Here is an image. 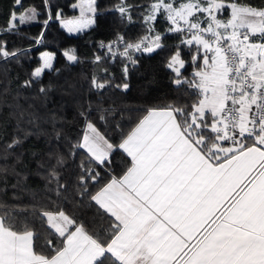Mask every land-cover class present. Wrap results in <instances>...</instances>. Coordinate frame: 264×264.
<instances>
[{
  "label": "snow or ice",
  "instance_id": "1",
  "mask_svg": "<svg viewBox=\"0 0 264 264\" xmlns=\"http://www.w3.org/2000/svg\"><path fill=\"white\" fill-rule=\"evenodd\" d=\"M21 4L15 0L14 7ZM75 7L78 17L56 13L68 32L95 23L94 0H79ZM225 8L231 10L227 21L218 18ZM116 10L123 18L130 6L121 0ZM37 15L34 7L19 15L13 11L7 30H17ZM142 15L145 34L135 42L120 35L108 45L101 42L105 56L123 58L126 77L128 64H136L134 53L164 46V33L153 24L163 15L169 24L165 32L181 35L167 67L177 76L174 83H187L198 99L191 111L187 106L147 109L118 145L86 120L84 134L73 146L86 153L78 183L87 185L90 177L100 185L94 192L82 188L81 195L103 210L110 223L90 232L62 208L42 210L38 216L51 238L44 245L47 253L37 252V234L27 223L18 226L14 214L0 204V264H264V8L235 0H152ZM257 35L260 42H252ZM181 46L196 47L191 80L181 78ZM16 55L0 44V57ZM53 56L42 52V64L32 77L51 69ZM64 56L78 60L73 49ZM102 59L98 55L94 63ZM92 86L111 84L98 83L94 75ZM117 87L127 89L128 84ZM118 150L131 158L130 166L100 184V173L84 163L110 164Z\"/></svg>",
  "mask_w": 264,
  "mask_h": 264
},
{
  "label": "trees",
  "instance_id": "2",
  "mask_svg": "<svg viewBox=\"0 0 264 264\" xmlns=\"http://www.w3.org/2000/svg\"><path fill=\"white\" fill-rule=\"evenodd\" d=\"M77 1L47 0L46 4L45 0H22L19 7H14L15 0H0V44L17 53L15 57H0V204L14 214L18 226L27 223L37 234L34 241L37 252L47 253L44 245L51 238L38 216L42 210L62 208L78 223L83 222L90 232L110 223L103 210L90 203L88 196L81 195L82 188L94 192L100 185H93L90 177L87 185L78 183L86 153L74 150L73 146L83 136L86 120L118 145L147 109L187 106V111H191L192 103L198 99L187 83H174L177 76L167 67L181 35L165 32L169 24L163 15H158L153 24L157 32L164 33L161 39L164 46L152 53H134L136 64H128L126 77L123 71L126 61L119 56H105L107 51L101 48V42L109 44L117 35L126 42H135L143 36L142 13L152 0H124L130 10L123 18L116 10L121 0H94L95 23L75 37L61 27L56 13L61 12L62 18L74 17ZM230 2L233 0H224ZM235 2L264 7V0ZM32 7L38 13L35 21L24 25L16 21L17 30H7L13 11L20 14ZM38 37L40 43L36 42ZM69 49L74 50L77 61L70 62L64 56ZM45 50L54 54L53 67L34 78L32 72L40 66V54ZM179 50L185 61L181 78L191 80L196 47L181 46ZM98 55L103 59L94 63ZM202 63L201 54L196 68ZM94 75L98 83L109 81L111 86L94 88ZM26 81H30L28 86ZM125 83L127 89L117 87ZM130 159L118 150L111 154L110 164L97 167L95 162H85L84 168L99 172L103 184L109 174L122 175L130 166Z\"/></svg>",
  "mask_w": 264,
  "mask_h": 264
},
{
  "label": "rangeland",
  "instance_id": "3",
  "mask_svg": "<svg viewBox=\"0 0 264 264\" xmlns=\"http://www.w3.org/2000/svg\"><path fill=\"white\" fill-rule=\"evenodd\" d=\"M176 2L178 3L179 2V0H176ZM79 3V0L76 2V4L74 5V7L77 5ZM226 4V3H225ZM76 9H77V14L74 16V17H78L79 15H80V9H79V7H76ZM225 10H226V8L221 12V13H218V18L219 19H221V20H225L226 18V14H225ZM19 15V14H18ZM93 16H94V14H92ZM74 17H71V18H74ZM94 18V17H93ZM17 22L19 23V21L17 20ZM60 25H61V23H60ZM92 26V25H91ZM61 27L68 33V34H70V35H73V36H75V37H78L80 34H81V32L84 30H82V31H79V32H68V30L66 29V28H64L62 25H61ZM255 41H258V39H256ZM106 45H108V44H106ZM120 45H114V48H119L121 51L123 50L122 49V47H119ZM105 49H106V51H107V47H105ZM45 51H47V52H50V51H48V50H45ZM45 51H43V52H45ZM142 52V51H141ZM42 53V52H41ZM52 53V52H51ZM136 53H138V52H136ZM110 56H111V54H109ZM53 60H54V56H53ZM42 61V60H41ZM52 63H53V61H52ZM41 64H42V62H41ZM40 64V65H41ZM39 67V66H38ZM42 74V73H41ZM230 146L229 144H225L224 146L226 147V146Z\"/></svg>",
  "mask_w": 264,
  "mask_h": 264
},
{
  "label": "crops",
  "instance_id": "4",
  "mask_svg": "<svg viewBox=\"0 0 264 264\" xmlns=\"http://www.w3.org/2000/svg\"><path fill=\"white\" fill-rule=\"evenodd\" d=\"M231 3V2H230ZM227 4V3H226ZM264 8V7H263ZM230 12H231V10L230 9H228V8H226V10H225V14H226V21H227V19H229L230 18ZM18 15V14H17ZM252 42H258V41H255V39L254 40H252ZM226 147H228V145L226 146Z\"/></svg>",
  "mask_w": 264,
  "mask_h": 264
},
{
  "label": "built area",
  "instance_id": "5",
  "mask_svg": "<svg viewBox=\"0 0 264 264\" xmlns=\"http://www.w3.org/2000/svg\"><path fill=\"white\" fill-rule=\"evenodd\" d=\"M224 21H226V19H225ZM205 26H206V25H205ZM254 39H255V40L258 39V42H260V39H259V36H258V35H257V37H252V38H251V40H254Z\"/></svg>",
  "mask_w": 264,
  "mask_h": 264
}]
</instances>
